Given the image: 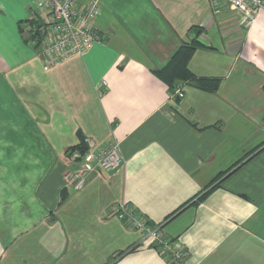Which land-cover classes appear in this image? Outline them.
<instances>
[{
	"label": "crops",
	"instance_id": "obj_1",
	"mask_svg": "<svg viewBox=\"0 0 264 264\" xmlns=\"http://www.w3.org/2000/svg\"><path fill=\"white\" fill-rule=\"evenodd\" d=\"M99 1L105 39L47 67L27 40L36 0H0V264H264V8L245 27L209 0ZM199 32L189 70L219 86L179 98L155 70ZM80 134L82 154L117 141L124 162L76 190ZM120 202L185 260L113 215Z\"/></svg>",
	"mask_w": 264,
	"mask_h": 264
},
{
	"label": "built area",
	"instance_id": "obj_2",
	"mask_svg": "<svg viewBox=\"0 0 264 264\" xmlns=\"http://www.w3.org/2000/svg\"><path fill=\"white\" fill-rule=\"evenodd\" d=\"M38 12L29 21H36L43 33L41 51L47 67H53L74 56L85 54L96 42L106 37L96 27L101 14L99 0H36ZM214 13H220L222 7H228L243 17L244 26L252 24L259 11L264 8V0H209ZM29 30L32 26H29ZM179 98L184 97L181 87L176 89ZM89 142L88 139H86ZM70 160L82 162L75 170L65 176L66 184L78 190L83 187L89 174L95 169L109 173L118 170L123 162L120 144L109 141L98 152L80 151L70 153ZM111 212L123 220L128 227L142 232V237H152L158 250L171 262L182 263L188 255L184 246L161 233L160 224L152 225L132 205L126 202L116 203Z\"/></svg>",
	"mask_w": 264,
	"mask_h": 264
},
{
	"label": "trees",
	"instance_id": "obj_3",
	"mask_svg": "<svg viewBox=\"0 0 264 264\" xmlns=\"http://www.w3.org/2000/svg\"><path fill=\"white\" fill-rule=\"evenodd\" d=\"M29 26L32 28L29 30V36L27 37L28 41H33L36 47H41L43 33L39 30L40 25L36 21H29ZM195 29V28H194ZM21 31L23 29L21 28ZM193 31H199L193 30ZM200 32L197 33L190 41L184 43L179 47V49L172 56L171 60L161 69H156V75L161 78L166 84L170 86L172 91L181 87L185 82L194 83L197 87L206 89V90H217L219 86V81L217 79H200L196 78L192 72L189 70L188 63L190 58L192 57L194 51L202 46V43L197 38ZM79 150L81 152H85L87 150V144L84 140V137L80 134V143L71 147L69 151ZM241 161V160H240ZM236 162L231 168L226 171L220 172L208 186L204 189V191L199 195L198 200H201L211 189L212 185L217 182L223 175L229 172L237 163Z\"/></svg>",
	"mask_w": 264,
	"mask_h": 264
}]
</instances>
